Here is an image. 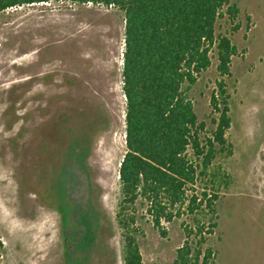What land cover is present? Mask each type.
<instances>
[{
	"label": "rangeland",
	"instance_id": "obj_1",
	"mask_svg": "<svg viewBox=\"0 0 264 264\" xmlns=\"http://www.w3.org/2000/svg\"><path fill=\"white\" fill-rule=\"evenodd\" d=\"M233 1L240 15L231 75L219 76L213 57L193 94L207 124L218 114L215 82L230 96L231 154L218 152L215 162L231 183L220 189L199 261L209 250L213 264H264V0ZM215 31L229 34V24ZM123 52L124 20L114 6L53 0L0 11V264H122L114 218L126 149ZM61 177L69 224L58 212ZM80 214L93 235L77 245L86 230ZM165 228L144 227L142 264H174L185 239L177 223Z\"/></svg>",
	"mask_w": 264,
	"mask_h": 264
},
{
	"label": "trees",
	"instance_id": "obj_2",
	"mask_svg": "<svg viewBox=\"0 0 264 264\" xmlns=\"http://www.w3.org/2000/svg\"><path fill=\"white\" fill-rule=\"evenodd\" d=\"M53 0H0V11L28 3ZM72 4L114 6L124 20L122 91L125 97V153L119 163V196L115 223L119 230L122 264H142L139 240L150 225L161 234L178 224L184 236L174 264H213L210 251L200 248L216 227V204L231 177L216 155L231 145L229 94L224 82H215L210 104L218 113L207 124L195 111L198 79L216 60L219 76L230 77L231 58L237 49L231 34L239 29L240 10L233 0H64ZM246 20L248 18L246 17ZM229 24V34L216 33V25ZM68 150L71 152L77 147ZM88 148L79 152L80 163ZM63 177L60 201H65ZM66 206H63L65 205ZM72 204L61 203V221L69 224ZM90 219L96 216L90 211ZM86 230L80 243L93 235L85 214ZM67 224V225H68ZM94 230V229H93ZM2 243L0 242V256ZM67 255V254H66Z\"/></svg>",
	"mask_w": 264,
	"mask_h": 264
}]
</instances>
